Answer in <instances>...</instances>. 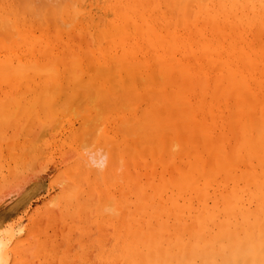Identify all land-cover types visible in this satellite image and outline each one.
<instances>
[{
    "label": "bare ground",
    "instance_id": "obj_1",
    "mask_svg": "<svg viewBox=\"0 0 264 264\" xmlns=\"http://www.w3.org/2000/svg\"><path fill=\"white\" fill-rule=\"evenodd\" d=\"M150 1L0 0V88L5 86L9 90L8 94L6 89H0V91L4 90L3 96L0 92L2 96L0 104L7 101L5 98L4 100L1 99L8 94L9 96H5L6 98L7 96L9 97V103L5 102L7 105L12 102V105L17 106L16 110L18 107L19 111L20 108L23 111L25 109L26 111L29 110L27 113H30V116L35 111L34 118L36 120V118H42V114L45 115L44 108H41V106L48 100L46 104L49 106L45 104L46 108H50L51 113L54 111L53 117H56L58 124L62 122L61 125H63L61 113L56 112L58 111L57 107L60 106V103H56V101L59 102L58 98L62 95L60 97L54 95L55 91L57 89L60 91L59 89H61L67 97L71 93L74 94L72 102L75 104V96L81 95L82 89L87 85H84L85 81L80 80L79 82L82 83L75 82L77 89L73 90L76 87L73 81H77L75 78H77L79 72L77 79L85 78V74L93 72L91 70L92 66L90 68L89 66H95L93 70L96 71L97 68L96 73L98 75L102 73V76L95 74V78L93 77L94 79H92L90 77L92 81H89V76L87 75V84L91 82V85L93 83L94 85L93 87L89 85V88L92 89L91 91L88 92V88H86L83 93L84 96L86 91L88 92L85 94L87 104L83 105L85 108L84 114L83 109H81L82 105L80 108L76 107L77 104L73 106L76 107L77 112L81 109L79 110V112L82 111L79 113L81 118L75 117L76 114L73 112L72 107L73 103L69 107L72 108L71 111L75 114L74 117L82 120V123H80L83 129H80L85 131L86 136L84 137L87 138V133L89 134V132L97 131L96 136L93 135L95 136L94 139L93 136L91 137L92 140L91 138L89 139L94 141L92 142L93 145L95 141L97 143L94 145L96 146L95 150H93L91 143L92 149L89 148L91 147L90 144L87 146L88 149H85L86 142L85 146L80 143L79 149L75 150L79 154L75 158L79 160L73 164L77 162L78 164H72V168H68V171L70 170L69 177L75 184H78V188L76 187L77 185H74V188L76 187L77 189L76 191L73 187L71 190L69 188L70 192L68 189L66 190H68L69 194L72 191L74 193L71 194L72 197L67 196L68 200H70L69 203H71L78 194L82 195L85 192L82 189L83 184H86V181L89 182L88 184L93 185L94 189L91 187L92 189L84 193L82 195L84 197H81L83 199L91 197L90 201H87V203L82 198H78L80 195L76 201L82 205L81 201L83 200L87 203L85 204L86 208H90L95 203L96 196L94 194H97L96 191L100 193V202L97 209L99 216L97 217L98 219H95L100 226L103 227L107 222L111 223V219L108 221V217H105L108 214L106 212H109V210L105 211V215L102 211L114 205H116L114 207L119 211L118 213L121 212L123 214V216L118 215L120 217L119 221L124 218L122 225L128 221L131 223L129 225L127 223L128 226L124 230L122 242L120 241L123 244L120 250H122L124 257L120 260L121 263L119 260V262L115 260L111 264H122V262L123 264H264V0H158L159 2L157 1L158 5L156 6L151 4ZM163 4H167V6H163ZM39 13H42L43 17L38 15L39 18L37 17V19H44V22L34 20ZM60 23L61 25H59ZM130 23L134 25L132 27L135 28L136 35L130 32V30L135 32ZM229 23L232 29L228 26ZM63 25L64 28H60ZM129 26L131 27L130 29ZM67 27L69 28L68 30L65 29ZM72 34H75L80 39L77 40L76 36H72ZM13 37H18V40ZM86 39L87 41H85ZM88 39L89 41L91 39L92 42H89ZM19 40L20 42H18ZM60 50H65V52ZM53 55L54 57H52ZM60 62H62V65H59ZM61 66L66 67L64 69H67L68 73L73 75V81L72 75L70 80L69 74L67 75V72L64 73L61 70ZM66 75L71 81L70 83L65 78ZM98 77L101 78L98 79ZM142 80L143 85H141ZM144 81H146L147 85ZM71 83L74 85L73 87ZM78 84L84 85V88L81 86L82 89L80 90V85ZM15 85L20 90L16 89ZM25 87L27 89L23 90ZM14 89L20 92L17 96L20 95L23 98L20 99L23 103L24 100L29 102V104L25 102L28 107L26 105V107H23V103L20 100H15L17 97L13 95L18 92ZM12 90L16 92H12V94ZM44 93L46 96L43 95ZM53 96L58 98H54L55 101L51 100L52 102H50L49 99ZM64 97L62 96L60 99L62 100ZM70 100L71 98L68 99V101ZM88 100L90 103H88ZM42 101L44 102L42 103ZM63 101L64 99L61 103ZM17 103L20 104L18 105ZM30 104H33L32 106L35 107V110L32 111L33 107ZM66 104L65 106L62 105V108L60 106L59 110H63V107L65 108L70 103L66 102ZM127 108H130V111ZM9 109L8 112L11 111L12 113V110L9 111ZM16 110L15 114L13 113L14 117L17 113ZM1 111L0 121L6 120L10 122L12 119L14 124L12 123L13 125H11L16 126L15 119L10 118V114V119L7 118L8 115L6 116L7 119H2L4 113H1ZM65 112L62 113L64 117L68 114L70 115L69 112L65 115ZM19 114H23V112ZM46 114L49 116V111ZM17 116L19 118L21 115ZM58 117L62 119L61 122L58 121ZM68 118L67 116L64 122H69L72 133H69L66 129L69 135L64 138L66 146L67 144L69 145L68 142L66 143V139L71 140L76 134L81 135V137L84 135L81 134V131L77 133V128H74L73 122L70 119L68 120ZM18 121L17 119L16 122ZM75 122L77 123L76 120ZM20 126L22 124H19V128ZM30 126L32 127V122ZM91 126L95 127V129L90 131ZM113 126L117 129V134L115 132L113 134ZM64 127L63 130H65ZM85 127H88V130ZM45 129L48 131L47 128ZM50 129H52V126ZM38 131H34V133H38ZM58 131L60 136V130ZM19 132L22 131L19 130ZM28 133L25 135L29 136ZM127 133H130V136L133 135V137L145 138L144 140L149 142V145L146 142L144 144L140 138V141L136 142L140 145L143 143L142 146L144 147L157 145V148L151 147V149L149 147V150H153L154 155H157L155 153L157 150L158 160L161 163L155 160L158 164L155 163L154 165H160L159 167L163 168H161L163 170L161 172L160 169V171L157 170L158 167L155 168L156 166L152 165L150 170L153 168L155 170H152L150 174L152 180L149 179V181L151 180L153 183H151V186L148 184V187L146 182L149 178V172L144 171L147 173L148 178L146 177V185H143L142 189L141 185L143 182L141 185L140 183L138 184L141 192L139 191V186L136 185V181H142L140 178L143 175L146 176L144 172L142 175V172L136 171L139 174L133 175L138 178L135 180L133 176H128L131 171H123V175H120L123 176V180L124 177L126 180H130H127L128 183L124 180V183L135 186L134 189L131 186L130 190V185L123 187L122 183H115L116 179H121L118 175L120 169L117 168V172L115 170L112 171V164L115 167L114 160L116 159L111 152L112 144L114 143L113 147L116 148L123 141L120 149L118 147L117 149L119 150L118 152L122 151L125 157L127 153L125 154L124 147L129 146L131 142L127 145L128 138L130 139V137H127L129 136ZM42 134L41 137L43 136ZM77 135L78 142L80 140L83 142L82 139L84 137L81 138ZM33 136L35 137V134ZM97 137L99 139H96ZM133 137L130 140L135 141L136 137L134 139ZM14 138H19V135ZM33 138L31 142H33ZM37 138L41 140L44 137ZM100 139L102 140L99 141ZM28 141L30 140L28 139ZM64 141L60 142L61 149L64 148L62 145ZM74 141H72V144H74ZM55 142L56 140L53 142L54 145H56ZM57 143L59 144V142ZM33 144L31 147H36V143L34 146ZM47 144L44 143L47 147L49 144L53 146L51 141ZM131 144L134 147V143L131 142ZM16 145L18 146V144ZM24 145L20 144V146H23L21 147L22 152H25L26 147L27 150L30 149L25 143ZM20 146L18 147L20 148ZM104 146L105 150L106 148H108V151L110 150V155L106 152L102 153ZM137 146L135 145V147ZM43 148L40 146L39 150ZM80 149L82 151L79 152L78 150ZM137 149L136 151L141 153L139 155H142L144 150L140 152ZM12 150L11 152L9 150V153H12ZM69 150L71 151L70 148ZM177 150H179V153ZM129 151L132 152L131 148L128 149ZM176 153L179 154L177 155L178 158ZM30 154H32L31 151ZM21 156L23 155H18L17 161L19 164L14 161L16 158L13 160L20 167L23 164L22 160H20ZM109 156L114 157V159ZM122 156L120 153V157ZM142 156V160L138 156L139 160L147 161L146 157ZM34 157L36 159L38 156L35 155ZM119 158L118 161L120 160ZM172 158H177V160H172ZM21 159L24 160L22 157ZM132 161L137 165L136 168L138 169V164L141 161L137 160V162H134L133 159ZM24 162L27 163L25 160ZM122 162H116V164L120 163L121 165ZM25 164H23L24 167L22 168L26 167ZM123 164L125 165L124 162ZM107 165L109 166L107 167ZM105 169L107 170L105 171ZM157 172V180H155ZM174 172L177 173V177H175ZM15 173L18 172L16 171ZM99 173L102 174V177L100 176L102 180L97 175ZM85 176H89V179ZM83 178L84 180L86 179L85 182ZM113 180L115 184H113ZM133 180L135 182H132ZM153 180L158 182L154 184ZM149 181L148 183H150ZM60 182L58 184H61ZM81 182L84 183L81 184ZM98 187L100 188L99 190ZM139 192L142 193V196ZM129 194H135L133 198L137 202L130 200ZM137 195L139 196L137 197ZM67 197L63 198V200ZM24 199L21 202L18 201V204L25 203L27 200ZM79 199L82 200L79 201ZM52 200L50 203L53 205V202L57 200ZM59 200L61 199L59 198ZM98 201L96 199V203ZM63 202L65 203V200ZM73 205L76 206L74 203ZM17 206L19 205L16 204L15 207ZM114 207L112 208L114 209ZM91 209L90 211L93 213L94 210L92 211ZM63 210L66 211V207ZM82 210L86 211L85 208ZM111 210L110 208V212ZM83 211L82 214L84 213ZM113 212L112 216L118 214H113ZM84 214H88V212L86 211ZM75 215L77 216V214ZM126 215H129V218H126ZM76 216L72 217L75 219ZM84 216L87 217L86 215ZM85 217L84 220L86 219ZM115 218L116 216L112 220ZM84 222L86 223V221ZM104 229L106 230V228ZM104 229L102 228V230ZM72 231L75 230L73 229ZM9 232H6L7 236L0 237V264H21L22 262L17 263L15 260L18 258V255L16 258V254L21 251L18 252V249L15 250V247H12V240L16 238V245L21 246L23 230L17 231L19 233L17 237H13L12 231ZM26 234L27 232L24 236ZM102 235L104 236V234ZM90 237L89 239H91ZM103 238V242L108 240L105 236ZM119 239L116 240L117 243ZM34 240L36 245L37 240ZM84 243H86V240ZM99 243L96 245H99ZM114 244L116 246L115 242ZM84 245L86 246V244ZM105 245L103 244V246ZM105 248L103 251L101 250L103 253L100 254L101 258L99 257L101 264L115 259L114 257H111L112 259L109 257L110 251H104ZM112 249L110 248V250ZM24 250L27 253V247ZM30 251L28 253L30 254L29 258H32ZM114 254L113 252V256ZM56 256L58 257V255ZM12 260L15 262L12 263Z\"/></svg>",
    "mask_w": 264,
    "mask_h": 264
},
{
    "label": "rangeland",
    "instance_id": "obj_2",
    "mask_svg": "<svg viewBox=\"0 0 264 264\" xmlns=\"http://www.w3.org/2000/svg\"><path fill=\"white\" fill-rule=\"evenodd\" d=\"M150 1V0H149ZM157 1L158 0H151L150 2H151V4H153V5H158V3H157ZM163 1V0H162ZM165 1V0H164ZM155 2V3H154ZM159 2V1H158ZM163 6H167V4H163ZM168 6H170V5H168ZM163 8V7H162ZM164 9V8H163ZM165 10V9H164ZM29 11V10H28ZM36 12V11H35ZM31 13V12H30ZM30 13H29V15H30ZM33 14V13H32ZM38 15H42V17H43V14L42 13H39V14H37L33 19L34 20H38V21H42V22H44V19H37V17H38ZM30 17H31V15H30ZM41 17V18H42ZM31 18V19H32ZM39 18V17H38ZM28 19V18H27ZM32 19V20H33ZM131 24V23H130ZM59 25H61V23L59 24ZM132 25L133 24H131L130 26L132 27ZM129 26V29L131 28ZM134 26V25H133ZM228 26H230L231 28L230 29H232V26H231V24L229 23V25ZM60 28H64V25L63 26H61ZM133 29V31H135V28L134 27H132ZM65 29H69L68 27L67 28H65ZM62 31H64V30H62ZM65 32H66V30H65ZM130 32L131 33H135V35L137 34L136 33V31L135 32H132L131 30H130ZM38 35H40L39 33H37ZM75 35V34H74ZM73 34H72V36H74ZM134 34H133V36H135ZM76 36V35H75ZM14 38V37H13ZM75 38H77V36L75 37ZM74 38V39H75ZM15 40L17 39L18 40V37L17 38H14ZM78 39H80L79 37L77 38V40ZM79 41H81V40H79ZM85 41H87V39L85 40ZM88 41H89V39H88ZM18 42H20V40L18 41ZM89 42H92L91 41V39H90V41ZM88 43V42H87ZM89 44V43H88ZM145 44H147L146 42H145ZM148 45V44H147ZM60 51H62V50H60ZM62 52H65V50H63ZM97 54V53H96ZM98 55V54H97ZM52 57H54V55L52 56ZM66 59H67V57H66ZM62 62H60L59 63V65H62L61 64ZM92 66V67H91ZM91 67V70L93 71V72H91V73H87V75L89 76V81L91 80L92 81V79H94L95 77V74H97L96 73V71L98 70L97 68H96V71H94L93 70V68H95V66H93V65H90L89 66V68ZM61 70L64 72V73H66L67 72V75L69 74L68 73V71H67V69H64V68H66V67H62L61 66ZM65 70V71H64ZM89 71H90V69H89ZM88 72V71H87ZM98 73H99V71H98ZM80 74V72L78 73V75ZM91 74H92V76H91ZM94 74V75H93ZM102 74V73H101ZM101 74H99V75H101ZM65 76V78H67L68 80L67 81H69V83L71 82L70 80H71V77H72V81H73V75L71 76L70 74H69V77H70V80H69V78H68V76ZM78 75H77V78H78ZM87 75L85 74L84 75V77L86 78H83V79H77V78H75L77 81H73V83L75 84V88H73V90L74 89H77V85H76V83H78L80 80H82V81H85L84 83V85H87V86H85V88H84V85H80V84H78V85H80V90L82 89V88H84V89H82V94H81V92H79L81 95H79V93H78V95L79 96H77L76 94V98H81V99H76L75 98V100L77 101H75V104L72 102V98H73V96H74V94H72L71 92V94L70 95H68V97H67V95H65V94H63V92H62V90L61 89H59L60 91H58V89H57V91H55L56 93L54 94V95H56V96H63L64 97V95H65V97L63 98L64 99V101L61 103V101L63 100H61L60 98H62V96L60 97V98H58V97H52L51 99H49V101L50 102H52L51 100H54V98L55 99H59L60 101L58 102V101H56V103H60V106H61V108H62V105L64 104V102H65V104H66V102H68V106H66L65 108L67 109H65L64 107H63V110L62 109H60L59 110V107H57V110L58 111H56L55 109V111L57 112V113H61V117L63 118V125H61L62 124V122H61V120L62 119H59V117H58V121L59 122H61V123H59L58 124V122L56 121V117H53L54 115H53V113H54V111H53V113H51L50 112V108H46V105H48V104H46L47 102H48V100H46V103H44L42 106H41V108L43 107L44 109H43V111H45V115H41V117L42 118H44V120H42V118H40V119H37L36 118V120H35V118H34V113H35V111H33V110H35L34 108L35 107H33L32 105L33 104H30V106H32L33 107V109H32V111L34 112L33 113V115H31L30 116V113L28 114L27 112H29V110L28 111H26V109H25V111H26V113H25V111H23V109L21 110V108H20V111H19V107H18V109L16 110V107L17 106H14V105H12L11 103L10 104H8L9 106H11V107H9L8 105H7V103H9L8 102V100H9V90H7L8 89V87H5V86H3V87H1L2 89H6L7 90V93L8 94H6V95H8L7 96V98L4 96L3 97V99H1V100H4V98H5V100L7 99V101H5V102H7V103H5V102H1V104H0V106L2 105V107H0V109L1 108H3V109H1L0 111H1V113H4L3 114V116H5V117H3L2 116V119L3 118H6V116H7V118H9V114H10V118L12 117V118H14L15 119V125L16 126H12L13 124H14V122H12V119H11V121L10 122H8V121H3V122H1L0 121V125H2V126H0L1 127V129H2V127H3V129H2V131L4 132H2L1 131V129H0V131L2 132H0V155H1V157H0V237H4V235L5 236H7L6 235V232H8V233H10L9 231H12V235H13V237H17V235H19V231H20V229L21 230H23V234H21L22 236H21V246H18V244L16 245V238L14 239V240H12L13 242H12V247H15V250L16 249H18L17 251L19 252V251H21V252H19V253H17L16 254V258H17V255H18V258L17 259H15L16 260V262L17 263H19V262H22L21 264H95L96 262H98L97 264H101V262H100V254L101 253H103L102 251H103V249L105 248V250L104 251H106V252H108V251H110L109 253V257L111 258V257H114L115 259H113V260H109V261H106V263L105 264H111L112 263V261L114 262L115 260H122V258L124 257V255H123V252H122V250H120V247L122 246L123 247V244L122 243H120V241L123 239L122 237L124 236V233H125V231L124 230H126V227L129 225V221H128V219H127V223H128V225H127V223L125 222L124 223V225H122L123 224V221L122 220H124V218H122V220H120L119 221V219H120V217H118V215L119 216H123V214L120 212V213H118L119 211L118 210H116V208L114 207V206H116V205H114V206H109V209H108V207H107V209H105L104 211H102L103 213H104V215H105V211H107V210H109V212L107 211L106 213H108V214H106L105 215V217H108V221H109V219H111L110 221H111V223L110 222H107L103 227L102 226H100L97 222V220L95 221V219H98L97 217L99 216L98 214H99V211H97V209H98V204H99V202H100V193L99 192H97L96 191V193L97 194H94V192H93V194L96 196L95 198L96 199H98L99 201H98V203H96V199H95V203H93L94 204V206L92 207L91 205V207H92V209H91V207L90 208H86V205L85 204H87L88 202L87 201H90V199H91V197H88V199L87 198H85V199H83L82 197H84V196H82L84 193H86V192H88V190H91L92 188L91 187H93V189H94V186L93 185H91V184H88L89 182H85V180H84V178H83V181L86 183V184H83L82 182H81V184H83L84 186V188L82 187V189H84V193L82 194V195H80V194H76V195H73V196H76V199L75 198H73V202L71 201V203H69L70 202V200H68L69 198L67 197V196H71V194L73 193V191L71 192V194H69L68 193V190H69V188H70V190L72 189V187H73V189L76 191L77 189H76V187L78 188V184H75V182L73 181V180H71V178L69 177V173H70V170L68 171V168L69 169H71L72 168V166L73 165H76V164H78V162L76 163V164H73V163H75V161H78L79 159H77V158H75L76 156L78 157L79 156V154L78 153H76V151L75 150H77V148L78 147H80L79 145H80V143L83 145V146H85V142H86V146L84 147L85 149L87 148L88 149V147L87 146H89L88 144H92V142H94V141H91L92 140V136L93 135H95L96 136V134H97V131H92V132H95V133H92V132H89V134L87 133V135H88V137L86 138V137H84V136H86L85 134V131L83 130V131H81L83 128H82V120L81 119H77V118H75V117H79V118H81V115L79 114L80 112H82V111H80L79 112V110H81V109H83V114H84V104L86 105L87 103H86V93H88L89 91H91L92 89H90L89 88V85L91 86V87H93V85H94V83H93V85H91V82H89L90 84H87ZM98 75V74H97ZM98 75V76H99ZM102 76V75H101ZM90 77H92V79H90ZM94 77V78H93ZM99 78H101V77H98V79ZM97 80V79H96ZM95 80V81H96ZM94 81V80H93ZM76 82V83H75ZM145 82V84H146V81H144ZM79 83H82V82H79ZM141 83V82H140ZM72 84V83H71ZM144 83H143V80H142V84L141 85H143ZM140 85V86H141ZM147 85V84H146ZM12 86H13V84H12ZM72 87L74 86L73 84L71 85ZM81 86H82V88H81ZM15 87H16V85H15ZM142 87V86H141ZM0 88V89H1ZM13 88H14V86H13ZM86 88H88V92L86 91V93L84 94V96H83V93H84V91H85V89ZM16 89H18V87H16ZM16 89H14V90H16ZM27 89V87H25L23 90H26ZM79 89H78V91H79ZM117 89V88H116ZM119 89V88H118ZM10 90H11V88H10ZM18 90H20V89H18ZM4 90H1L0 92H1V94H2V96L4 95L3 92ZM17 91V90H16ZM16 91H11V93L12 92H16ZM77 91V90H76ZM77 91V92H78ZM6 92V91H5ZM18 93L16 94V93H14V95L13 96H15V97H17L15 100H20L22 97L20 96H17L18 94H20V92L19 91H17ZM25 92V91H24ZM74 92V91H73ZM117 92H119V91H117ZM58 93V94H57ZM1 94H0V98H2V96H1ZM13 94V93H12ZM12 94H10L11 96H12ZM60 94V95H59ZM44 96H46L45 95V93L43 94ZM71 96V97H70ZM83 96V97H82ZM70 99L71 98V100L70 101H68V99ZM85 97V98H84ZM11 98H13V97H11ZM31 98V97H30ZM45 98V97H44ZM14 99V98H13ZM23 99V98H22ZM14 100V101H15ZM66 100V101H65ZM11 101H13V100H11ZM21 101V100H20ZM55 101V100H54ZM53 101V103L54 104H56L55 102ZM74 101V100H73ZM80 101V102H79ZM82 101H84V102H82ZM89 101V100H88ZM22 102V101H21ZM20 102V103H21ZM29 104V102L28 101H25L24 100V103H23V107H28V105L26 104ZM44 101H42V103H43ZM50 102H49V104H50ZM81 103V104H79V103ZM19 103V104H20ZM71 103H73L74 105H72V107L73 106H75L76 104V107H79L80 108V106H81V109H79L78 110V112L76 111V107H73V112L76 114V116H75V114L71 111V109L72 108H70L71 107ZM88 103H90V101L88 102ZM18 104V103H17ZM18 104V105H19ZM46 104V105H45ZM65 104L63 105V106H65ZM26 105V106H25ZM45 105V106H44ZM57 105V104H56ZM56 105H55V108H56ZM59 105V104H58ZM67 105V104H66ZM21 106V105H20ZM29 106V108H30V110H31V107ZM49 106V105H48ZM51 106V105H50ZM70 106V107H69ZM5 107V108H4ZM7 107H8V109H9V111L10 110H12V113H11V111L10 112H8V109H7ZM12 108V109H11ZM46 108V109H45ZM70 108V109H69ZM78 109V108H77ZM128 109V108H127ZM15 110H16V115H15V117H14V114H15ZM129 111H130V108L128 109ZM128 110H126V111H128ZM32 111H30V112H32ZM49 111V116H48V114H46V112H48ZM61 111V112H60ZM64 111H66L64 114L66 115V114H68V112L70 113V115H71V117H70V115L68 114L67 116L69 117L68 118V120L70 119V121H72L73 122V125H74V128H77V133H80V131H81V134L83 135L82 137H81V135L79 136V135H77V136H79V137H81V138H83L82 139V141L83 142H81V140H80V142H78V140H77V137H76V135L75 134H73V135H75L74 136V138L72 137V141H74V144L75 145H77V146H75L74 144H72L73 142L71 141V140H67L66 139V143L68 142L69 143V145L67 144V146L65 145V141H64V138H66L65 136H67L68 135V132L70 133L71 132V127L69 126L70 124H69V122H64V119L66 120L67 119V116H65L64 117V115L62 114ZM71 111V112H70ZM78 113H76V112ZM97 111V110H96ZM23 112V114H19V113H22ZM55 112V113H56ZM125 112V111H124ZM8 113V114H7ZM14 113V114H13ZM12 114H13V116H12ZM25 114H26V116H25ZM83 114H82V116H83ZM94 114V113H93ZM17 115H21V116H19V118H18V116ZM51 115V116H50ZM63 115V116H62ZM77 115H79V116H77ZM0 116H1V114H0ZM22 116H25V117H22ZM33 116V117H32ZM46 116V117H45ZM48 116V117H47ZM75 116V117H74ZM26 117H29V118H26ZM36 117V116H35ZM49 117H50V120H49ZM6 118V119H7ZM9 118V119H10ZM20 118H22V119H20ZM23 118H25L24 120H26V121H24L23 120ZM34 118V119H33ZM13 119V120H14ZM17 119L19 120L18 122H16L17 121ZM53 119H54V121H55V123H53L54 121H53ZM74 119V120H73ZM0 120H1V118H0ZM33 120V121H32ZM34 120H35V122H34ZM75 120L77 121V123L75 122ZM22 121V122H21ZM49 122V124H48V122ZM8 122V123H7ZM21 122V123H20ZM31 122H32V127L30 126L31 125ZM38 122V123H37ZM41 122V123H40ZM45 122H46V124H45ZM57 122V123H56ZM81 122V123H80ZM13 123V124H12ZM35 123V124H34ZM40 123V124H39ZM50 123H51V126H52V129H50L51 128V126H50ZM79 123V124H78ZM5 124V125H4ZM7 124V125H6ZM8 124H9V126H8ZM12 124V125H11ZM19 124H22V126H20V128H19ZM42 124V125H41ZM55 124V125H54ZM36 125V126H35ZM38 125H39V129H38ZM44 125V126H43ZM53 125H54V127H53ZM57 125V127H55ZM59 125H61V126H59ZM81 125V126H80ZM6 126H8V127H6ZM40 126H41V128H40ZM63 126H65L64 127V129L65 130H63ZM69 126V127H68ZM79 126V127H78ZM13 127V128H12ZM18 127V128H17ZM90 127V126H89ZM10 128H11V130H10ZM14 128H15V130L16 129H18V130H16V132H15V130H14ZM25 128V129H24ZM45 128H47L48 129V131H46V129ZM54 128V129H53ZM70 128V129H69ZM80 128H82V129H79ZM88 128V127H87ZM86 127H85V129L86 130H88ZM26 129H28L29 131H30V133H28L29 131L27 130L26 131ZM31 129H33L32 131H31ZM66 129H67V131H66ZM93 129H95V127H92L91 126V128L89 129L90 131L91 130H93ZM8 130V131H7ZM12 130H14V131H12ZM19 130H21L22 132H19ZM41 131V132H39V131ZM46 132H45V131ZM56 130H57V132H56ZM58 130H60V136H59V131ZM63 130V131H62ZM78 130H79V132H78ZM97 130V129H96ZM113 134H115L117 131V129L113 126ZM115 130V131H114ZM10 131V132H9ZM34 131L35 132H37L38 131V133H34ZM44 131V132H43ZM65 131V132H64ZM28 133V135L30 136H27V135H25L26 133ZM54 132V133H53ZM83 132V133H82ZM115 132V133H114ZM41 133H43L42 135V137H44L43 139H39V138H37V137H40V138H42L41 137ZM56 133H58V134H56ZM72 133V132H71ZM90 133H92V134H90ZM126 133V132H125ZM33 134H35V137L33 136ZM48 134V135H47ZM117 134V133H116ZM128 134V133H127ZM126 134V135H127ZM2 135H4L3 137H2ZM6 135V136H5ZM18 135H19V138H14V137H18ZM22 135H23V138H22ZM32 135V136H31ZM98 135H100V133H98ZM129 136H127V137H130V139H132L131 137H133V135L132 136H130V133L128 134ZM62 136H64V137H62ZM69 136V135H68ZM72 136V135H71ZM95 136H93V139H94V137ZM8 138V139H6V138ZM21 137V138H20ZM26 137H28V138H26ZM34 137V138H33ZM50 137H54L53 139L52 138H50ZM134 137H136L135 139V141L134 140H130L129 138H128V144L127 145H129V142L131 141V142H133L134 144H133V146L134 147H132V144H131V142H130V148H131V150H132V152L131 151H129L128 152V149H130L129 148V146H126V147H124L125 148V150H124V152H125V154H126V156H132L131 158L128 156L127 158H125L124 157V154L122 153V151L121 152H118L119 150L118 149H120V147H121V144L123 143V141H121V143H119L120 145L119 146H117L118 147V149H117V147L115 148V147H113L114 145V143L112 144V149H111V152L114 154V156H115V167H114V164H112V171L113 170H115L116 172H117V168H119L120 170L118 171V175L120 176V175H123V171L124 172H126L127 170H129V171H131V174L130 173H128V174H130V175H128L129 177L130 176H133V175H135V174H139V173H137L138 171L139 172H142V175L145 173L146 174V176L145 175H143V176H145V177H143L141 174V178H140V180L142 179V181H136V185L137 186H139L138 188H139V191L142 189V186L143 185H146L147 187H148V184H149V186H151V183H153V182H151V177H150V174L152 173V170H155L154 168L152 169V170H150L151 168H152V165L153 166H156V165H154L155 163L156 164H158L157 163V161L155 162V160H158L159 158V155H158V152H157V150H156V154L157 155H154L153 154V150H149L150 148L147 146V147H144V146H142L143 145V143L144 142H146L144 139H141V137H139V136H134ZM134 137H133V139H134ZM2 138V139H1ZM32 138L34 139L33 140V142H34V144H33V142H31L32 141ZM45 138H47V139H45ZM51 140H50V139ZM91 138V140H89ZM141 139V141H143V143H142V145H140L139 143L137 144L136 142L138 141H140V139ZM143 138V137H142ZM23 139V140H22ZM27 139V140H26ZM28 139L30 140V141H28ZM80 139V138H79ZM96 139H99L98 137L96 138ZM95 139V140H96ZM3 140V141H2ZM19 140V141H18ZM37 140V141H36ZM56 140V145H54V141ZM85 140V141H84ZM102 139H100L99 141H101ZM104 140V139H103ZM121 140V139H120ZM4 141H6V142H4ZM14 141V142H13ZM46 141V142H45ZM51 141V145H53V146H50V144H49V146L51 147V149H50V147L48 146H46V145H48L47 143H49ZM53 141V142H52ZM64 141V143H62V145H63V147L64 148H62L61 149V143L60 142H63ZM70 141H71V143H70ZM99 141H98V144H99ZM125 141V140H124ZM6 143L7 144V146H6V144L4 145V144H2V143ZM10 142V143H9ZM13 143V145H12V143ZM22 142V143H21ZM37 142H39L38 144H37ZM57 142H59V144L57 143ZM120 142V141H119ZM8 143H9V145H8ZM18 144V146H20V144L22 145L23 144V146H25L24 145V143L26 144V146L28 145V147L30 148V149H28L27 150V147L25 148L26 150H25V152H22V149H21V147H23V146H20V148L16 145V144ZM28 143V144H27ZM35 143H36V145H35ZM44 143L46 144V145H44ZM95 143H97V141H95ZM94 143V145H96ZM148 145H149V142H146ZM32 144H33V146L35 145L36 147H31L32 146ZM91 144H90V146H91ZM117 144V143H116ZM115 144V145H116ZM145 144V143H144ZM150 144H152V143H150ZM2 145V146H1ZM15 145V146H14ZM60 145V146H59ZM65 145V146H64ZM81 145V146H82ZM93 145V144H92ZM93 145V150H95V147L96 146H94ZM135 145L138 147V149H139V151L141 152V151H143L142 152V155L143 156H145L146 157V159H147V161L146 160H144V161H141L142 159H141V156L142 155H139V154H141V153H139L138 151H136V149H137V147H135ZM140 145V146H139ZM153 145V144H152ZM6 148V150H5V148ZM9 146H10V148H9ZM41 146V148H43V149H40L39 150V147ZM47 147V149H46V147ZM57 146H59V147H57ZM72 148H71V147ZM107 146V145H106ZM110 146H111V144H110ZM109 145H108V147H110ZM146 146V145H145ZM12 147H14V148H12ZM67 147H69L70 149H71V151L69 150V148H67ZM74 147H75V149H74ZM140 147H142V148H140ZM154 148H157V145L156 146H153ZM152 147V148H153ZM2 148H3V151H2ZM17 148V149H16ZM31 148H33V149H31ZM59 148V149H58ZM82 148V147H81ZM83 148V149H84ZM89 148H91L92 149V146L91 147H89ZM117 149V150H115V149ZM135 148V149H134ZM147 148V149H146ZM151 148V149H152ZM13 149V150H12ZM21 149V150H20ZM54 149V150H53ZM55 149H57V150H55ZM68 149V150H67ZM73 149H74V151H73ZM79 149V148H78ZM122 149V148H121ZM137 149V150H138ZM146 149V150H145ZM8 150V151H7ZM9 150H10V152H11V150H12V153H9ZM15 150V151H14ZM20 150V151H19ZM33 150V151H32ZM35 150V151H34ZM38 150V151H37ZM51 150V151H50ZM61 150V151H60ZM65 150H67V151H65ZM117 152H115V151ZM7 151V152H6ZM30 151H31V153L33 154H30ZM39 151H41V152H39ZM45 153H44V152ZM53 151V152H52ZM60 151V152H59ZM64 151V152H63ZM79 152L80 151H82V149H80V150H78ZM134 151V152H133ZM136 151V152H135ZM145 151H147L146 152V154H147V156H146V154H144L145 153ZM178 151V153H179V150H177ZM27 152H29V153H27ZM36 154H35V153ZM38 152H39V154H38ZM59 152V153H58ZM62 152V153H61ZM70 152V153H69ZM74 152V153H73ZM103 152H106L108 155H110L109 154V152H110V150L108 151V148H106V150H105V146H104V149L102 150V153ZM150 153V155H148L149 153ZM152 152V153H151ZM176 152V151H175ZM8 153V154H7ZM13 153H15V154H13ZM16 153H17V155H16ZM41 153V154H40ZM76 153V154H75ZM120 153H121V155H123L122 157H120ZM138 153V154H137ZM4 154V155H3ZM7 156H6V155ZM12 154V155H11ZM23 155V156H21L22 158H24V160L25 161H27V163H28V165H27V163L26 162H24V160L23 159H21V157H20V160H22V163L23 164H25V168H22V167H24L23 166V164H21V162H20V164H21V166L22 167H20L18 164H19V162L17 161V159H18V155ZM36 156H38L36 159H34L35 157V155ZM51 154V155H50ZM117 154V155H116ZM131 154V155H130ZM162 154V153H161ZM16 155V157H14ZM28 157H26V156ZM31 155V156H30ZM68 155V156H67ZM75 155V156H74ZM119 155V156H118ZM134 155V156H133ZM154 155V156H153ZM175 155V154H174ZM177 155H179V154H177L176 153V157L178 158V156ZM4 156V157H3ZM33 156V157H32ZM50 156H52L51 158H50ZM118 156V157H117ZM140 157V159L141 160H139V157ZM142 156V157H143ZM150 156V157H149ZM155 156H156V158H155ZM66 157H68V158H66ZM110 158H113L114 159V157H111V156H109ZM120 157V158H119ZM123 157H124V159H123ZM135 157H137L136 158V160H135ZM161 157V156H160ZM2 158V159H1ZM16 158V159H15ZM53 158V159H52ZM64 158V159H63ZM74 158V159H73ZM118 158L120 159L119 161H118ZM150 158V159H149ZM154 158V159H153ZM177 158H175L176 160H177ZM15 159V160H14ZM31 159V160H30ZM69 159V160H68ZM123 159V160H122ZM127 159H129V160H127ZM132 159L134 160V162L136 161L137 162V160L138 161H141L139 164H138V169L136 168V164H134L133 163V161H132ZM163 159V158H162ZM174 158H172V160H175ZM13 160L14 161H17L18 162V164H17V162H13ZM62 160H63V162H62ZM67 160V161H66ZM128 162H127V161ZM152 160V162L150 163V161ZM154 160V161H153ZM160 160H161V158H160ZM65 161V162H64ZM113 161V162H114ZM124 162L125 163V165L123 164V162L121 163V165H122V167L120 168V163L118 164H116V162ZM126 161V162H125ZM149 161V162H148ZM159 161V160H158ZM31 162V163H30ZM58 162H59V164H58ZM112 162V163H113ZM131 162V163H130ZM160 162V161H159ZM171 162V161H170ZM8 163V164H7ZM30 163V164H29ZM33 163V164H32ZM65 163V164H64ZM147 163V164H146ZM161 163V162H160ZM73 164V165H72ZM128 164V165H127ZM129 164H130V166H131V164H133L131 167L129 166ZM143 164V165H142ZM16 165H18V166H16ZM119 165V166H118ZM142 165V166H141ZM148 165H149V168H148ZM151 165V166H150ZM32 166H33V168H32ZM68 166V167H67ZM71 166V167H70ZM109 165H107V167H108ZM129 166V167H128ZM141 166V167H140ZM160 165H158V166H156L155 168H157V170L158 171H160L161 170V168L162 167H159ZM15 167H16V170L14 171V169H15ZM106 167V168H107ZM126 167H128V169H126ZM135 167V168H134ZM146 167H147V169H146ZM19 168V169H18ZM66 168H67V170H66ZM115 168V169H114ZM140 168V169H139ZM18 169V170H17ZM26 169V170H25ZM123 169V170H122ZM143 169H145V170H143ZM160 169V170H159ZM163 169V168H162ZM20 170V171H19ZM62 170H63V172H62ZM66 170V171H65ZM104 170V169H103ZM103 170H100V171H103ZM107 169H105V171H106ZM122 170V171H121ZM141 170V171H140ZM156 170V171H157ZM18 172V173H15V172ZM22 171H24V172H22ZM99 171V172H100ZM104 171V172H105ZM137 171V172H136ZM144 171H147V173H148V176H149V178L147 177V173L146 172H144ZM151 171V172H150ZM163 170H161V172H162ZM177 171V170H176ZM175 171V172H176ZM20 172V173H19ZM116 172H114L115 174H116ZM144 172V173H143ZM174 172V173H175ZM178 172V171H177ZM13 173H14V175H16L15 177H14V175H13ZM12 176H11V175ZM22 174V175H21ZM100 174V173H99ZM97 174L98 175V177H99V179H101V177H102V174ZM155 174V173H154ZM154 174H153V176H154ZM24 175V176H23ZM62 175H64L63 176V179H62ZM97 175H96V177H97ZM158 175V172L156 173V175H155V180H157V176ZM168 175V174H167ZM167 175H166V177H167ZM180 175V174H179ZM20 176V177H19ZM101 176V177H100ZM178 175H177V173H175V177H177ZM22 177V178H21ZM86 177V176H85ZM89 176H87L86 178L87 179H89L88 178ZM134 178L133 179H135V180H137L138 178L137 177H135V176H133ZM140 177V176H139ZM148 178V180H147V178ZM119 178V177H118ZM120 178L122 179H116V177H115V179H116V182L115 183H122L123 184V187H128L129 185H126L124 182L125 181H127V180H129V179H127L126 180V178L124 177V180H123V176H120ZM167 178H169V176L167 177ZM15 179V180H14ZM66 179V180H65ZM67 179H68V181H67ZM131 179V178H130ZM149 179H151L150 181H149ZM64 180V181H63ZM102 180V179H101ZM119 182H118V181ZM146 180H147V182H146ZM61 181V182H60ZM130 181V180H129ZM148 181L150 182V183H148ZM154 181V180H153ZM61 183V184H58V183ZM66 182H68L67 184H66ZM132 182H135L134 180L132 181ZM143 182V183H142ZM145 182H146V184H145ZM156 182H158V181H154V184L156 183ZM70 183V184H69ZM72 183V184H71ZM103 183V182H102ZM114 183V180H113V184H115ZM127 183H128V181H127ZM129 183H131V182H129ZM140 183V185H141V183H142V185H141V189H140V185H138ZM116 184V185H117ZM132 184V183H131ZM153 184V185H154ZM59 185V186H58ZM60 185H61V187H60ZM74 185L76 186L75 188H74ZM120 185V184H119ZM126 185V186H125ZM66 186V187H65ZM99 186V185H98ZM121 186V185H120ZM131 186L133 187V185H130L129 187V189L131 190ZM137 186H136V188H137ZM101 187V186H100ZM135 187V186H134ZM134 187L132 188V189H134ZM145 187V186H144ZM143 187V188H144ZM147 187H146V189H147ZM90 188V189H89ZM97 188V187H96ZM66 189H68V190H66ZM100 188L98 187V190H99ZM102 189V188H101ZM127 189V188H126ZM145 189V188H144ZM70 190H69V192H70ZM52 191V192H51ZM79 191V190H78ZM82 191V190H81ZM64 192V193H63ZM83 192V191H82ZM102 192V191H101ZM134 192V191H133ZM141 192V191H140ZM139 192V193H140ZM62 193V194H61ZM69 195H68V194ZM78 193V192H77ZM138 193V194H139ZM142 193H143V191H142ZM142 193H140L141 194V196H142ZM151 193V192H150ZM74 194V193H73ZM132 194V193H131ZM131 194H129L130 195V197L129 198H131L130 200H134V198H133V195H135V194H133V195H131ZM80 195V196H79ZM67 197L66 199L68 200H66V199H64L65 200V203L63 202L64 200H63V198H65V197ZM79 196V197H78ZM82 196V197H81ZM88 196V195H87ZM139 195H137V197H138ZM72 197V196H71ZM77 197L78 198H82L83 200H85L86 202H84L82 199H79V201H81L82 202V205L81 204H79V203H77L78 201H76V200H78L77 199ZM25 198V199H24ZM29 199V201H28V199ZM59 198L62 200V202H61V200H59ZM92 198H94V197H92ZM22 199H24V200H27L25 203H22V204H18V201H22ZM52 199H56L57 201H54L53 202V205H52V203H50L51 202V200ZM74 199H75V201H74ZM87 199V200H86ZM136 199V198H135ZM23 200V201H24ZM47 200H49L48 202H47ZM53 201V200H52ZM45 202V203H44ZM68 202V203H67ZM134 202H137L136 200H134ZM54 203H55V205H54ZM73 203L74 204H76V206L78 205V207H76L75 205H73ZM84 203V204H83ZM16 204L17 205H19V206H17V207H15L16 206ZM46 204V205H45ZM58 204V205H57ZM61 206H60V205ZM68 204V205H67ZM70 204V205H69ZM75 206L74 208H76L77 209V212H76V209H74L73 208V206ZM59 206V207H58ZM63 206V207H62ZM66 207V211H64L63 210V208H65ZM71 206H72V208H71ZM85 206V207H84ZM108 206V205H107ZM97 207V208H96ZM112 207H114V209L112 208ZM133 207V206H132ZM141 207V206H140ZM86 209V211L88 212V214H84L86 211L84 210H82V209ZM110 208L114 211H112L111 210V212H110ZM135 208V207H134ZM70 211H69V210ZM90 209L93 211H95V215H94V211H93V213L90 211ZM133 209V208H132ZM72 210V211H71ZM73 210H75V211H73ZM151 210V209H150ZM56 211H58V212H56ZM82 211L84 212L83 214H82ZM91 213H90V212ZM71 212H73V213H71ZM112 212H113V214L114 213H118V214H114L113 216L111 215L112 214ZM140 212H141V210H140ZM52 213V214H51ZM64 213H66L65 215H64ZM110 213V214H109ZM72 214V215H71ZM75 214H77V216L75 215ZM91 214V215H90ZM70 215H71V217H70ZM84 215H88V216H91V217H85ZM143 215V214H142ZM72 216H76V218L74 219V217H72ZM114 216H116V218L114 219V220H112L113 218H114ZM124 216H125V214H124ZM127 216V215H126ZM144 216V215H143ZM42 217V218H41ZM68 217H69V219H68ZM78 217V218H77ZM84 217L86 218L85 220H84ZM117 217H118V219H117ZM46 218H47V220H46ZM126 218H129V215L126 217ZM79 219V220H78ZM83 219V220H82ZM91 219V220H90ZM116 219H117V221H116ZM74 221H75V224H74ZM84 221H86V223L84 222ZM88 221V222H87ZM89 221H90V223H89ZM115 222H117V223H115ZM81 223H82V225H81ZM96 223V224H95ZM109 223V225L107 226V224ZM115 223V224H114ZM68 224V225H67ZM86 224V225H85ZM89 226H88V225ZM112 224V225H111ZM121 224V226L119 227V225ZM131 224V223H130ZM24 225V226H23ZM90 225H91V227H90ZM94 225H96V226H94ZM114 225V226H113ZM22 226H23V228H22ZM26 226V227H25ZM45 226V227H44ZM88 226V227H87ZM97 226H98V229H97ZM10 227V228H9ZM31 227V228H30ZM75 227H76V229H75ZM83 227H85L84 228V230H83ZM93 227V228H92ZM104 229V228H106V230L104 229V230H102V228ZM113 227V228H112ZM118 227V228H117ZM25 228V229H24ZM35 228V229H34ZM37 228V229H36ZM10 229V230H9ZM75 230V231H72V230ZM96 229V230H95ZM107 229H108V231H107ZM7 230H9V231H7ZM35 230H36V232H35ZM91 230V231H90ZM120 230V231H119ZM18 231V232H17ZM71 231H72V233H71ZM103 231V232H102ZM118 231V232H117ZM122 231V232H121ZM5 232V233H4ZM27 232V234H26V236H24L25 235V233ZM76 234H74V233ZM105 232V233H104ZM97 235H96V234ZM43 234V235H42ZM90 234V235H89ZM102 234H104V236H105V238L106 239H108V240H105V242H103L104 241V236L102 235ZM108 234V235H107ZM118 237H117V236ZM122 235V236H121ZM50 236H51V238H50ZM91 236V237H90ZM103 236V237H102ZM107 236V237H106ZM22 237H23V239H22ZM32 237V238H31ZM46 237V238H45ZM53 237V238H52ZM75 237V238H74ZM89 237L91 238V239H89ZM111 237V238H110ZM119 237H120V239H119ZM25 238V239H24ZM27 238H29V239H27ZM34 239H36L37 240V242H36V245H35V243H34ZM72 239V240H71ZM74 239V240H73ZM100 239H102V240H100ZM111 239V240H110ZM117 239H119V241H118V243H117ZM26 240V241H25ZM86 240V243H84V241ZM89 240V241H88ZM95 241H96V243H95ZM15 242V243H14ZM99 242H101V243H99ZM103 242V243H102ZM114 242L116 243V246H114L115 244H114ZM122 242V241H121ZM15 245H14V244ZM32 243L34 244L33 246H32ZM83 243V244H82ZM95 243V244H94ZM99 243V245H96V244H98ZM50 244V245H49ZM84 244H86V246L84 245ZM101 244V245H100ZM103 244H106L105 246H103ZM111 246H109V245ZM78 245V246H77ZM94 245H95V247H94ZM119 245V246H118ZM99 246V247H98ZM102 246V247H101ZM114 246V247H113ZM27 247V253L25 252V248ZM30 247V248H29ZM34 247H35V249H34ZM88 247V248H87ZM95 248L94 249V252H93V248ZM101 247V248H100ZM104 247V248H103ZM121 247V248H122ZM22 248H24L23 250H22ZM32 248V249H31ZM91 248V249H90ZM98 248V249H97ZM109 248V249H108ZM110 248H113L112 250H110ZM31 251H30V250ZM34 249V250H33ZM56 250H57V252H56ZM88 250V251H87ZM95 250H96V252H95ZM102 250V251H101ZM29 251L31 252V256H32V258L30 257L29 258V256H30V254H28L29 253ZM69 251V252H68ZM115 253L114 254V256H113V252ZM60 252V253H59ZM86 252V253H85ZM21 253V254H20ZM23 253V254H22ZM26 255H25V254ZM94 253V254H93ZM87 254V255H86ZM112 254V255H111ZM42 255V256H41ZM56 255H58V257L56 256ZM111 255V256H110ZM34 256V257H33ZM90 256V257H89ZM118 256V257H117ZM68 257V258H67ZM69 257H70V259H69ZM100 257V258H99ZM72 258V259H71ZM89 258V259H88ZM90 258H92V259H90ZM117 258V259H116ZM25 259V260H24ZM65 259V260H64ZM98 261H97V260ZM112 259V258H111ZM51 260H52V262H51ZM77 260V261H76ZM124 260V259H123ZM34 261H36V262H34ZM38 261V262H37ZM72 261V262H71ZM87 261V262H86ZM91 261V262H90ZM96 261V262H95ZM118 261V262H119ZM15 261H13L12 260V263H14ZM89 262V263H88ZM108 262V263H107ZM117 262V263H118ZM116 263V262H115ZM120 263H121V261H120ZM103 264V263H102ZM122 264H123V262H122Z\"/></svg>",
    "mask_w": 264,
    "mask_h": 264
}]
</instances>
